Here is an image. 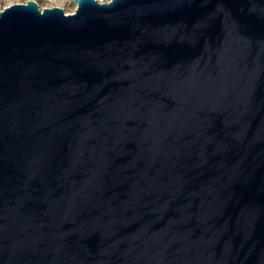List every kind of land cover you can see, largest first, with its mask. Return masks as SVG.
<instances>
[{
	"label": "water",
	"instance_id": "obj_1",
	"mask_svg": "<svg viewBox=\"0 0 264 264\" xmlns=\"http://www.w3.org/2000/svg\"><path fill=\"white\" fill-rule=\"evenodd\" d=\"M0 10V264H264V0Z\"/></svg>",
	"mask_w": 264,
	"mask_h": 264
},
{
	"label": "rangeland",
	"instance_id": "obj_2",
	"mask_svg": "<svg viewBox=\"0 0 264 264\" xmlns=\"http://www.w3.org/2000/svg\"><path fill=\"white\" fill-rule=\"evenodd\" d=\"M16 0H0V10H2L5 6L11 4ZM56 4L63 7L65 13H70L75 10V5L72 2H68L66 0H50V2H47V4L44 5H51Z\"/></svg>",
	"mask_w": 264,
	"mask_h": 264
},
{
	"label": "flooded vegetation",
	"instance_id": "obj_3",
	"mask_svg": "<svg viewBox=\"0 0 264 264\" xmlns=\"http://www.w3.org/2000/svg\"><path fill=\"white\" fill-rule=\"evenodd\" d=\"M26 1L16 0V1L12 2L11 4H20V3H25ZM32 1L36 4L37 8L39 9L41 6H45L44 4H47L48 0H32ZM43 8H46V7H43Z\"/></svg>",
	"mask_w": 264,
	"mask_h": 264
},
{
	"label": "built area",
	"instance_id": "obj_4",
	"mask_svg": "<svg viewBox=\"0 0 264 264\" xmlns=\"http://www.w3.org/2000/svg\"><path fill=\"white\" fill-rule=\"evenodd\" d=\"M24 1H26V0H24ZM66 1H68V2H72L74 5H75V7H76V4L74 3V0H66ZM97 2H99V3H104V2H109V0H96ZM47 2H50V0H48ZM10 5V4H9ZM9 5H7V6H9ZM7 6H5V7H7ZM54 6H57V7H60V8H62L63 9V7L62 6H60V5H56V4H51V5H45V6H41L39 9H42L43 7H49V8H51V7H54ZM4 7V8H5ZM64 10V9H63ZM70 13H73V12H70ZM70 13H65V14H70Z\"/></svg>",
	"mask_w": 264,
	"mask_h": 264
}]
</instances>
